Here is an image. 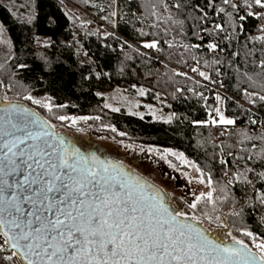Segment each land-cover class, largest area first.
<instances>
[{
  "label": "trees",
  "instance_id": "obj_1",
  "mask_svg": "<svg viewBox=\"0 0 264 264\" xmlns=\"http://www.w3.org/2000/svg\"><path fill=\"white\" fill-rule=\"evenodd\" d=\"M71 6L88 16L86 26ZM0 26L10 44L0 94L39 115L49 112L26 96L85 117L94 134L181 153L211 181V197L190 210L194 222L264 242V131L253 132L264 115V9L254 0H0ZM146 43H156L158 57ZM194 68L223 92L183 72ZM113 88L141 92L169 120L107 109L100 93ZM217 96L232 125L207 124Z\"/></svg>",
  "mask_w": 264,
  "mask_h": 264
},
{
  "label": "snow or ice",
  "instance_id": "obj_2",
  "mask_svg": "<svg viewBox=\"0 0 264 264\" xmlns=\"http://www.w3.org/2000/svg\"><path fill=\"white\" fill-rule=\"evenodd\" d=\"M254 3L264 9V0ZM217 112L220 124L234 123ZM44 124L22 105L0 107V264H264V242L253 252L242 240L210 237L122 164L82 152Z\"/></svg>",
  "mask_w": 264,
  "mask_h": 264
},
{
  "label": "rangeland",
  "instance_id": "obj_3",
  "mask_svg": "<svg viewBox=\"0 0 264 264\" xmlns=\"http://www.w3.org/2000/svg\"><path fill=\"white\" fill-rule=\"evenodd\" d=\"M69 8L70 14L79 23L78 25L86 26L87 20H89L88 16L73 6ZM105 25V22L102 21L101 26L109 30L108 26ZM9 48V41L0 26V60ZM100 95L103 98L104 107L109 110H124L128 114L138 117L147 116L152 120H169V116L163 112L158 104H150L142 100L141 92L128 95L118 88H113L100 93ZM6 96L7 94H4V92L0 94V97L6 98ZM219 97V100L216 98L215 110L212 113V117L216 116L218 121L211 123L212 126L220 124V115L217 110L226 119H230L225 113L224 99L222 96ZM7 101L9 103H17L10 101L8 98H6L4 103ZM38 106L48 110L49 114L39 115L34 112L51 124L47 123L55 134L63 137L66 141H70L72 145L84 153H95L102 159L122 164L128 172L134 173L137 178L155 187L162 195L167 207L172 211H180L188 217H193L189 204L196 203L197 196H200V201H202L208 197V193H211L208 180L200 170L198 171V167L192 161L186 159L184 155H181V153L169 149L135 146L109 136L94 134L89 132L84 126L85 117L59 115L61 113L53 110L48 102L40 101ZM31 110L33 109L31 108ZM60 116H64L66 119L63 121L58 119ZM207 124L209 123L207 122ZM223 138L220 136V133L216 134L215 142L220 143ZM201 181L203 182L201 183ZM199 227L210 237L223 240L227 244L233 242V237L226 235L223 230L215 231L203 224H199ZM257 243L260 242L248 244L254 252L257 251L254 246Z\"/></svg>",
  "mask_w": 264,
  "mask_h": 264
},
{
  "label": "built area",
  "instance_id": "obj_4",
  "mask_svg": "<svg viewBox=\"0 0 264 264\" xmlns=\"http://www.w3.org/2000/svg\"><path fill=\"white\" fill-rule=\"evenodd\" d=\"M113 33H115V31H113ZM152 53L153 55H156V57L159 56V53L156 52L155 48H148L147 52ZM185 74L189 75L190 77H193L195 79H198L200 81H203L209 85H211L213 88H215L218 92H223L222 87L219 85L218 81L216 79L213 78H208L205 79L204 77H202L201 75H199L198 72H194V71H183ZM208 123H213V121L217 122L218 119L216 116L212 117V114H208ZM264 131V115L262 117H260V120L253 126V132L254 133H261ZM227 134L226 130H222L220 132V136L223 138L225 137ZM217 137V136H216ZM7 247V246H6ZM7 254V253H5Z\"/></svg>",
  "mask_w": 264,
  "mask_h": 264
},
{
  "label": "water",
  "instance_id": "obj_5",
  "mask_svg": "<svg viewBox=\"0 0 264 264\" xmlns=\"http://www.w3.org/2000/svg\"><path fill=\"white\" fill-rule=\"evenodd\" d=\"M7 103H9V102H5V103H0V107H4ZM11 104H19V105H22V104H20V103H11ZM24 108H27V107H25L24 105H22ZM28 110H29V116L31 117V119H34V120H36L39 124H44V120L39 116V115H37L33 110H31L30 108H27ZM35 114L34 116H32L31 114ZM44 126L45 127H47L48 125H47V123L46 124H44ZM29 127H32L31 125L29 126ZM34 130H38V129H34ZM48 131H50V132H53L54 133V131L51 129V128H48ZM55 134V133H54ZM55 135H57V134H55ZM58 137H60L59 135H57ZM135 178L137 179V180H139L143 185H144V189L148 192V193H151L152 195H154V196H156L157 198H162V195L160 194V192L155 188V187H153V186H150V185H148L146 182H144V181H142L141 179H139V178H137L136 176H135ZM163 199V198H162ZM163 202H164V205H165V207H167V204H166V202L163 200ZM178 219H182V218H178ZM190 223H193L196 227H198V228H200L199 227V225L196 223V222H194V221H189ZM201 229V228H200ZM202 230V229H201ZM212 238H214V239H217V238H215V237H212ZM232 244V243H231ZM230 244V245H231Z\"/></svg>",
  "mask_w": 264,
  "mask_h": 264
}]
</instances>
